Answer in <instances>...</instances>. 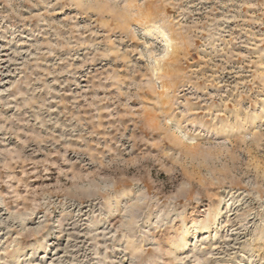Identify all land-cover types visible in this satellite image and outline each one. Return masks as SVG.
Returning a JSON list of instances; mask_svg holds the SVG:
<instances>
[{
  "label": "rangeland",
  "instance_id": "374dc122",
  "mask_svg": "<svg viewBox=\"0 0 264 264\" xmlns=\"http://www.w3.org/2000/svg\"><path fill=\"white\" fill-rule=\"evenodd\" d=\"M0 264H264V0H0Z\"/></svg>",
  "mask_w": 264,
  "mask_h": 264
}]
</instances>
